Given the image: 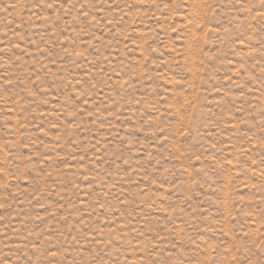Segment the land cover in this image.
Returning a JSON list of instances; mask_svg holds the SVG:
<instances>
[{"label": "rangeland", "instance_id": "obj_1", "mask_svg": "<svg viewBox=\"0 0 264 264\" xmlns=\"http://www.w3.org/2000/svg\"><path fill=\"white\" fill-rule=\"evenodd\" d=\"M0 264H264V0H0Z\"/></svg>", "mask_w": 264, "mask_h": 264}]
</instances>
